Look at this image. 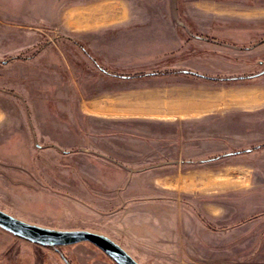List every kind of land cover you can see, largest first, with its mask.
<instances>
[{
	"label": "rangeland",
	"instance_id": "obj_1",
	"mask_svg": "<svg viewBox=\"0 0 264 264\" xmlns=\"http://www.w3.org/2000/svg\"><path fill=\"white\" fill-rule=\"evenodd\" d=\"M76 1L0 0V209L104 234L140 264H264V0H124L153 16L127 27L203 37L152 63L228 77L162 80L224 95L219 127L110 114L144 84L106 78L89 48L106 62L113 26L73 27ZM0 264L116 263L87 241L43 246L0 227Z\"/></svg>",
	"mask_w": 264,
	"mask_h": 264
},
{
	"label": "crops",
	"instance_id": "obj_2",
	"mask_svg": "<svg viewBox=\"0 0 264 264\" xmlns=\"http://www.w3.org/2000/svg\"><path fill=\"white\" fill-rule=\"evenodd\" d=\"M136 3L145 6L146 10L151 7L145 1ZM134 8H136V5L133 4V11H131L128 2L124 0H78L67 13V20L70 24L83 31H94L100 30L98 28L102 26H113L105 36L106 62H103L102 56L98 54L100 51H94L90 47L89 52H91L97 64L108 70L106 78L112 83L121 80L133 85L138 82L144 84L141 87L123 91L121 96L113 100L120 104H113L112 108L106 110L111 109L112 113L110 114L149 120L200 117L203 120H206V118L208 120L213 117L217 121V127H219L220 114L224 112L222 106L225 102L224 95L220 93L210 94L208 88L200 93L199 90L187 88L184 85H164L162 80L172 74H180L184 81L191 85L218 82L220 79L211 80L201 77L199 75L209 74L197 70H191L193 71L191 74L178 71L180 68H184L183 66L174 67L177 70H172V68L160 69L161 67H157V69L156 64L152 63L153 60L161 59L162 53L169 51V43H173L174 46L184 42L192 44L193 37L198 40L203 37L193 32L181 33L175 29L127 27L129 22L148 20L153 17H151V12L138 13ZM166 37L169 39L166 40ZM163 46H167V49L160 51ZM137 48L140 51H137ZM130 49L131 51L136 49V51L130 53ZM211 75L218 76L216 74ZM249 101L254 104L257 99L250 98ZM187 102L189 103L186 104ZM190 103L195 105L191 106ZM170 106H173V108H170ZM257 123L258 125L262 124L260 120Z\"/></svg>",
	"mask_w": 264,
	"mask_h": 264
},
{
	"label": "water",
	"instance_id": "obj_3",
	"mask_svg": "<svg viewBox=\"0 0 264 264\" xmlns=\"http://www.w3.org/2000/svg\"><path fill=\"white\" fill-rule=\"evenodd\" d=\"M0 227L30 242L43 246L69 245L87 241L118 264H140L108 236L88 229H57L21 220L0 209Z\"/></svg>",
	"mask_w": 264,
	"mask_h": 264
},
{
	"label": "trees",
	"instance_id": "obj_4",
	"mask_svg": "<svg viewBox=\"0 0 264 264\" xmlns=\"http://www.w3.org/2000/svg\"><path fill=\"white\" fill-rule=\"evenodd\" d=\"M208 39V38H207ZM199 75V74H198ZM201 77L204 78H208V79H229L228 77H221V76H211V75H206V74H201L199 75ZM262 146H264V144H261ZM19 237V236H18ZM21 238V237H20ZM24 239V238H23ZM26 240V239H25ZM108 256V255H107ZM110 259H112L110 256H108ZM62 258L64 259V257L62 256ZM113 260V259H112ZM114 261V260H113ZM116 264H118L116 261H114Z\"/></svg>",
	"mask_w": 264,
	"mask_h": 264
},
{
	"label": "bare ground",
	"instance_id": "obj_5",
	"mask_svg": "<svg viewBox=\"0 0 264 264\" xmlns=\"http://www.w3.org/2000/svg\"><path fill=\"white\" fill-rule=\"evenodd\" d=\"M159 102H160V101H159ZM163 102H164V101H163ZM184 102H185V101H184ZM160 103H161V102H160ZM188 103H189V102H187L186 104H188ZM169 104H170V103H169ZM171 104H172V103H171ZM189 105H191V103H190ZM194 105H195V104H194ZM194 105H191V106H194ZM183 106H184V105H183ZM191 106H190V107H191ZM165 107H166V106H165ZM165 107H164V110H165ZM167 107H168V105H167ZM171 107L173 108V106H170V108H171ZM190 107H189V108H190ZM159 108H161V107H159ZM168 108H169V107H168ZM168 108H167V109H168ZM178 109H180V108L178 107ZM187 109H188V108H187ZM191 109H194V108H191ZM182 110H183V109H182ZM185 110H186V108H185Z\"/></svg>",
	"mask_w": 264,
	"mask_h": 264
}]
</instances>
